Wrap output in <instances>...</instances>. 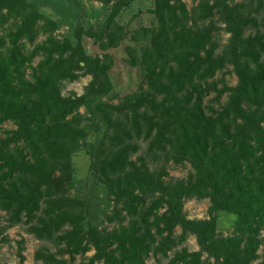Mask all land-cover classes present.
<instances>
[{"label": "trees", "instance_id": "obj_1", "mask_svg": "<svg viewBox=\"0 0 264 264\" xmlns=\"http://www.w3.org/2000/svg\"><path fill=\"white\" fill-rule=\"evenodd\" d=\"M97 1L102 17L87 19L84 9L58 36L41 2L0 0V123L14 125L0 135V233L22 222L52 242L54 250L33 251L34 264H66L76 254L81 264H146L149 253L167 256L188 233L198 247L174 249L162 264H264V0H197L190 8L151 0L154 23L137 28L145 41L123 45L140 82L116 102L103 97L112 88L110 48L125 34L116 17L133 0ZM215 21L228 32L220 47ZM227 64L236 82L221 76L216 88L212 76ZM85 73L81 93H61ZM211 89L225 99L206 110ZM140 141L143 151L132 156ZM80 147L113 201L104 215L111 227L91 222L83 198L69 193ZM168 160L188 161L191 170L165 178ZM188 197H207L206 217H186ZM220 213L230 216L229 233L217 230Z\"/></svg>", "mask_w": 264, "mask_h": 264}, {"label": "rangeland", "instance_id": "obj_2", "mask_svg": "<svg viewBox=\"0 0 264 264\" xmlns=\"http://www.w3.org/2000/svg\"><path fill=\"white\" fill-rule=\"evenodd\" d=\"M36 1V0H32ZM197 0H184L187 8H190L196 3ZM41 2L40 10L46 14L52 16L58 21V27L54 30V33L58 36L64 33L70 32L71 22L74 16L81 14L86 11L82 16H86L87 19L100 18L103 16L102 6L97 0H37ZM151 5V0H133L131 3L122 8L120 13L117 15L116 19L123 23L125 26V34L122 41L110 48L112 52V62L108 70L109 78L112 83V88L108 95H103L108 101L116 102L124 93L130 92L137 89L140 82V72L137 66H131L125 62V50L124 43H133L140 45L145 41V37L141 33L137 32V28L142 25H150L154 23L152 14L148 11ZM102 10V11H101ZM217 25V30L213 31L214 38L218 41L219 47L226 41L228 32L222 29L223 23L215 21ZM250 28L246 30L249 31ZM131 35H137V39H133ZM43 34L39 33L34 39V42L39 41L43 38ZM83 44L90 50L95 49L94 44L90 40L83 38ZM36 56L33 57L31 64H34ZM28 70V68L26 69ZM223 77L224 82L227 85H232L236 82V74L231 70V65L227 64L220 70H217L212 79L215 81L216 88L221 86V81L218 80L219 77ZM90 78V75L85 73L81 74L77 78L65 81L61 86V93L70 94L72 92L79 94L83 91V85ZM207 80H210L208 78ZM225 99V92L220 93L216 96L215 90H209L203 97V104L206 107L211 106L215 108ZM80 111H84V106L79 107ZM206 110H208L206 108ZM14 125L8 121L4 120L0 123V135H3L2 131L4 128H12ZM144 142L140 141V146L136 152L132 154L134 156L136 153L143 151ZM72 166H73V180L72 187L69 193L78 197L83 198L86 204L87 217L88 219L97 224L98 226L111 227L114 224L113 221H106L104 218L105 213L110 211L113 204L112 199H108L110 195L104 186L103 182L98 181L94 178L88 171V155L83 147L75 150L72 155ZM159 161L148 159V165L151 168L157 167ZM165 169L167 175L164 177H185L187 173L191 170L189 162L184 161L182 163H174L168 160L165 163ZM207 197L195 198L188 197L183 201V211L186 217L198 218L207 216ZM125 222V220H123ZM6 223L5 214L0 210V227ZM231 229L230 216L225 213H220L217 221V230L222 234L229 233ZM179 231V227L176 226L175 232ZM264 230H261V234ZM5 234L7 240L0 241V264H34L35 260L33 258V251L40 245H45L51 250L55 249L52 242L45 239H38L33 236L32 233L25 230V224L22 222H17L11 226L3 228L0 235ZM19 245H21L20 252L23 257L19 260L18 250ZM62 246V245H61ZM181 246H185L187 249H196L197 243L195 237L192 233H188L186 237L172 249L167 251V256H162L159 254L149 255L145 258L146 264H162L165 262L166 258L172 254L174 249H179ZM262 245L258 246L257 252L262 255ZM92 249H89L85 254H90ZM63 257H67L66 253L61 254ZM83 255L76 254L75 257L68 261L66 264H81ZM93 264H101L100 261H95Z\"/></svg>", "mask_w": 264, "mask_h": 264}]
</instances>
